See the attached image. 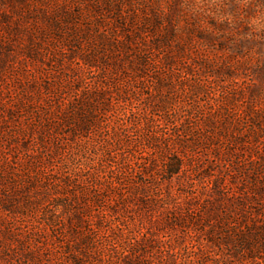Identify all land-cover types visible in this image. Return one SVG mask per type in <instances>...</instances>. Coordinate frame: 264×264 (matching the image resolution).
Returning a JSON list of instances; mask_svg holds the SVG:
<instances>
[{
	"label": "rangeland",
	"instance_id": "obj_1",
	"mask_svg": "<svg viewBox=\"0 0 264 264\" xmlns=\"http://www.w3.org/2000/svg\"><path fill=\"white\" fill-rule=\"evenodd\" d=\"M0 264H264V0H0Z\"/></svg>",
	"mask_w": 264,
	"mask_h": 264
}]
</instances>
